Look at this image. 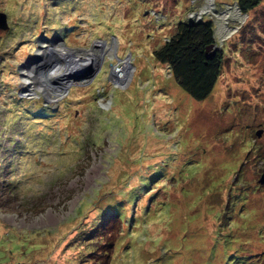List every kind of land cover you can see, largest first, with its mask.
<instances>
[{"label": "rangeland", "instance_id": "rangeland-1", "mask_svg": "<svg viewBox=\"0 0 264 264\" xmlns=\"http://www.w3.org/2000/svg\"><path fill=\"white\" fill-rule=\"evenodd\" d=\"M0 10V264H264V0L250 16L235 0ZM201 18L224 61L197 100L154 50Z\"/></svg>", "mask_w": 264, "mask_h": 264}, {"label": "trees", "instance_id": "trees-1", "mask_svg": "<svg viewBox=\"0 0 264 264\" xmlns=\"http://www.w3.org/2000/svg\"><path fill=\"white\" fill-rule=\"evenodd\" d=\"M235 1L240 10L247 13L248 16L263 2V0ZM215 41V25L211 19L181 20L177 23L175 32L154 50V55L160 62L169 66L171 75L186 92L200 100L211 93L222 73L223 51L216 50L213 54L212 50H208V47L215 44ZM41 102L42 109L48 113L38 114L39 117H47L55 113L50 111L43 101ZM93 105L97 107L95 104ZM116 214L119 217V214ZM83 247L85 246L83 245ZM91 252L92 250L88 249L83 255L88 256L89 260L93 262L96 258L89 256Z\"/></svg>", "mask_w": 264, "mask_h": 264}, {"label": "bare ground", "instance_id": "bare-ground-1", "mask_svg": "<svg viewBox=\"0 0 264 264\" xmlns=\"http://www.w3.org/2000/svg\"><path fill=\"white\" fill-rule=\"evenodd\" d=\"M66 50H67L66 48H62V51H59L60 53H63L62 54L63 56H61V57L64 60H68L71 62L72 60H70L69 54L73 55L74 53H71V52L68 53V52H66ZM70 62L65 65L66 68H64V71H61V70H58V68H60L59 59L58 60L56 59V63L54 64L53 67H51L49 69L48 74H47V72H45V74H46L45 76L47 78L46 80L49 81V83H51V82H54L55 76H57L58 78L61 76H64L61 83H62V86L67 85L68 81H66V77H69L71 79V77H73L75 75V73H77L76 69L79 68V66L77 68L75 66L81 64L82 62H85V64H87L88 62H90V59H86V58L80 59L75 65H71V66H70V64H71ZM128 65H129V62L126 61L124 63V65L119 70L116 71V77L117 78H124V76L126 75V72L128 70Z\"/></svg>", "mask_w": 264, "mask_h": 264}, {"label": "water", "instance_id": "water-1", "mask_svg": "<svg viewBox=\"0 0 264 264\" xmlns=\"http://www.w3.org/2000/svg\"><path fill=\"white\" fill-rule=\"evenodd\" d=\"M8 27H9V24H8L7 15H6L5 12H3V11L0 10V28H1V29H5V28H8ZM208 50H209V51L212 50L211 53L214 54V53L216 52V50H217V49H215V44L210 45V46L208 47ZM53 66H54V63H53L52 65H50L49 68H48V70L46 69L45 72H47V74H48L49 69H50L51 67H53ZM83 68H84V67H83ZM83 68H82V70L77 68V69H76L77 73H80L81 71H83V70H84ZM77 73H76V74H77ZM261 132H262V129H258V130L256 131L257 136H260ZM259 182H260L261 184H264V171H263V172L261 173V175H260Z\"/></svg>", "mask_w": 264, "mask_h": 264}]
</instances>
